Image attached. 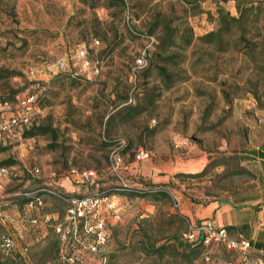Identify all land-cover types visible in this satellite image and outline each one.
I'll return each instance as SVG.
<instances>
[{
  "label": "rangeland",
  "instance_id": "1",
  "mask_svg": "<svg viewBox=\"0 0 264 264\" xmlns=\"http://www.w3.org/2000/svg\"><path fill=\"white\" fill-rule=\"evenodd\" d=\"M116 1L0 0V102L49 80L48 68L61 58L79 74L60 75L39 95L33 126H49L54 137L16 132L3 142L0 163L16 164L0 177V264H203L204 251L194 260L197 250L172 239L183 241L191 222L175 203L238 202L256 192L245 154L264 148V0H124L125 9ZM219 6L234 17L251 8L244 31L233 27L224 38L225 52L199 39L218 28ZM158 14L193 32L174 68L186 80L168 91L154 73L144 79L156 46L147 30ZM149 38L147 65L133 79ZM83 45L97 76L82 73L76 52ZM126 105L139 108L128 121ZM109 140L116 142L104 145ZM125 147L114 173L113 152ZM139 149L148 153L142 161ZM87 169L98 173L94 189L71 172ZM121 181L166 196L110 191ZM41 189L55 195H39L31 207L14 197ZM106 191L114 211L100 206L105 242L97 245L96 222L72 219L69 200ZM229 259L223 248L212 250L213 264Z\"/></svg>",
  "mask_w": 264,
  "mask_h": 264
},
{
  "label": "built area",
  "instance_id": "2",
  "mask_svg": "<svg viewBox=\"0 0 264 264\" xmlns=\"http://www.w3.org/2000/svg\"><path fill=\"white\" fill-rule=\"evenodd\" d=\"M153 38H149V44L145 49L139 54L135 61V68L132 74V78H136L135 69L143 68L147 65L148 49L153 42ZM98 44L97 41L94 42ZM77 57L81 62V67L83 70V75L86 78H91L99 74V69L97 66L90 67V62L88 60V49L85 45L80 47L78 50ZM67 59L61 58L54 65L48 68L51 76L57 74L58 72L67 71ZM37 72L31 70L28 72L29 77H33ZM73 75L79 76V74L74 73ZM33 85L30 87L32 90H37L38 93H31L32 90L28 89L23 94L16 96L15 103L10 104L4 102L0 106V111L11 109L12 111L6 114L0 115V141L3 140L5 136H10L17 131H23L31 127L35 121L36 116L39 113L38 109V97L40 93H43L46 88L40 85V81H33ZM182 145H187V142H183ZM148 157V153L143 149H139L136 153L137 160H144ZM122 165V157L115 152L112 156V166L111 171L117 172V170ZM79 180L85 183L89 188L94 189L97 185L98 173L95 170L87 169L82 171H71ZM8 173L6 168L0 169V177L5 176ZM110 191L116 192H132V193H143L140 188H134L124 182H120L119 187L114 188ZM43 194L55 195L47 189H41ZM107 192L102 194L92 193L89 196L82 198L81 200L71 199L70 208L68 210L69 216L76 220H86L91 218L96 222V226L92 233L95 234L97 245H102L105 242L104 234L102 233L103 221L98 217V210L101 205L104 206L105 211L113 212V204L107 196ZM154 192V190L150 191ZM15 196H20L19 194H14ZM29 199L26 203L28 207H31L34 202L39 201L38 197L32 196V194L23 193L21 194ZM4 197L1 195L0 186V206L2 199ZM175 208H179V202L175 203ZM1 217V212H0ZM259 228H264V222L260 221L258 223ZM92 231V229H90ZM183 241L189 244L201 245L203 248L202 261L203 264H213L211 261V253L214 248H223L230 255V259L226 262L220 264H264V247L260 249H255L252 246L251 240L240 231H232L224 227H218L210 222H189L188 230L183 235ZM7 246H10V241L7 240ZM94 250V248H93Z\"/></svg>",
  "mask_w": 264,
  "mask_h": 264
},
{
  "label": "trees",
  "instance_id": "3",
  "mask_svg": "<svg viewBox=\"0 0 264 264\" xmlns=\"http://www.w3.org/2000/svg\"><path fill=\"white\" fill-rule=\"evenodd\" d=\"M222 1H227V0H222ZM116 2L122 7V9L126 8V2L124 0H117ZM250 10L251 8L242 10L240 11L238 17H234L231 16L227 11H225L223 8L219 6V8H217L218 28L215 31L205 34L199 39L202 41V43L206 45H213L216 49V52H225L227 43L225 42L224 38L231 33L233 27H238L242 32L244 31V20L247 19L248 12ZM178 20L180 19L176 18L175 21ZM172 23L173 21L171 19L158 14L149 24V29L147 30L148 35H156V41H155L156 46L153 54V60H149L150 63L144 71V79H148L151 76V74L154 73L155 76L159 79V83L162 86V89L165 91H168L171 88H173L176 83L186 80V77L182 76L178 71H175L174 68L185 61L183 52L186 51L188 48H190L193 44L192 29L188 27L184 22H179L177 25L174 26L172 25ZM74 73L75 72H72L71 70L58 72L57 74L51 76L49 80H47L46 82H40V85L45 87L46 88L45 91H47V87L49 86L50 81L55 78H58L60 75H64L76 80L79 79V76L73 75ZM33 83L34 82H30L27 89L31 87ZM36 91L37 90H32L31 93L32 94L37 93ZM17 93L18 91L12 92L10 99L3 98L2 101L0 102V106L4 102L14 104L16 96L23 94L22 92L18 94ZM41 100L42 97H38L39 113L41 111V105H40ZM124 109L126 110V114L123 116L124 121L133 119V117L138 113L139 110L137 106H131V105H126ZM11 111H12L11 109L0 111V115L9 113ZM17 132L21 133L25 138L32 137L38 134H44L47 132H50L52 137L55 136V131L52 130L49 126L45 127V126L32 125L28 129H24L23 131H17ZM6 138L7 136H5L2 141H0V151L6 150V144H3ZM115 142L116 141L109 140L106 141L104 145L112 146L113 144H115ZM126 147L123 150H120L116 153L118 155H122L124 152L127 151ZM14 164L16 163L13 160H5L0 163V169L6 168L8 170V173L3 177H8L10 175L11 169ZM200 175L201 174H195V175L184 174V176L192 177V178H197ZM98 184L99 182H97L96 186H98ZM133 187L136 188L137 186H133ZM141 190H143V193H133V194H138L142 197L148 194H152L154 196L156 195L166 196L165 193L154 190L150 186L142 188ZM152 190H154V192H150ZM42 194L43 193L40 194L36 193L35 197H38L39 195ZM20 196L23 197L20 198L22 200V203L26 204L27 202H29L28 198H26L23 195ZM20 196H14V197H20ZM15 199H19V198H15ZM172 239L184 250H188L190 252L197 250V255L195 256L194 260L198 259V256L201 255L203 252V248L201 245L189 244L185 241L178 240L177 238H172ZM163 247L164 245H161L158 248H155L154 250L158 252Z\"/></svg>",
  "mask_w": 264,
  "mask_h": 264
},
{
  "label": "crops",
  "instance_id": "4",
  "mask_svg": "<svg viewBox=\"0 0 264 264\" xmlns=\"http://www.w3.org/2000/svg\"><path fill=\"white\" fill-rule=\"evenodd\" d=\"M248 165L256 176L255 194L243 196L238 202L193 203L181 199L178 212L191 222H210L218 227L244 233L255 249L264 247V148L249 152Z\"/></svg>",
  "mask_w": 264,
  "mask_h": 264
}]
</instances>
